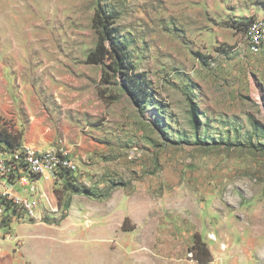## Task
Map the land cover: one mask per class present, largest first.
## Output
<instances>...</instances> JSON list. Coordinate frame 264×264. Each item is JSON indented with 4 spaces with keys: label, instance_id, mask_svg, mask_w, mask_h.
Returning <instances> with one entry per match:
<instances>
[{
    "label": "rangeland",
    "instance_id": "rangeland-1",
    "mask_svg": "<svg viewBox=\"0 0 264 264\" xmlns=\"http://www.w3.org/2000/svg\"><path fill=\"white\" fill-rule=\"evenodd\" d=\"M263 17L261 0H0V124L76 165L37 179L0 145V264H264ZM113 44L124 63L89 60ZM42 193L53 209L13 204Z\"/></svg>",
    "mask_w": 264,
    "mask_h": 264
},
{
    "label": "built area",
    "instance_id": "built-area-1",
    "mask_svg": "<svg viewBox=\"0 0 264 264\" xmlns=\"http://www.w3.org/2000/svg\"><path fill=\"white\" fill-rule=\"evenodd\" d=\"M248 38L250 39V49L253 52L258 51L259 44L264 42V17L256 20L248 29ZM11 163L17 164L28 172L30 176L43 178L49 182H54L57 175L62 172L73 173L76 171V165L64 154L55 152H43L34 146H22L11 155ZM9 171L11 167H9ZM33 191V190H32ZM42 201L48 207L52 208L53 199L51 195L42 193L35 200L15 197L14 206L18 207L21 213L33 217L37 202Z\"/></svg>",
    "mask_w": 264,
    "mask_h": 264
},
{
    "label": "trees",
    "instance_id": "trees-1",
    "mask_svg": "<svg viewBox=\"0 0 264 264\" xmlns=\"http://www.w3.org/2000/svg\"><path fill=\"white\" fill-rule=\"evenodd\" d=\"M261 4L264 7V0H261ZM122 52L123 49L122 47H120L119 44H115V45L113 44L111 51H108L105 47H103V45H99L98 50H96L92 55L89 56V60L91 59L92 62L97 63L99 61L102 62L103 59L110 58L113 61H116L117 63H121V62L124 63ZM124 68L126 69V73H130V74L132 73L133 68H131L130 66L125 65ZM135 77L136 78H134V80H130V82L133 83V90H137V91L143 90L144 92H146V89L148 88V84L146 83V81L140 79L141 75H136ZM144 97L145 96L142 94V98ZM21 139H22L21 133L17 134V133H13L12 131L9 132L8 129L4 128L0 124V145L4 144L8 151L14 153L16 150H18L21 147L20 145ZM22 168L24 169V167ZM4 204L6 208H9L7 202H4ZM17 212L19 211H17V209L14 208L12 214L16 215ZM198 252L201 253L203 257L202 258L198 257L197 253H195V259L197 261H200L202 263H206L209 261L208 251L205 249L204 245L199 244Z\"/></svg>",
    "mask_w": 264,
    "mask_h": 264
},
{
    "label": "crops",
    "instance_id": "crops-1",
    "mask_svg": "<svg viewBox=\"0 0 264 264\" xmlns=\"http://www.w3.org/2000/svg\"><path fill=\"white\" fill-rule=\"evenodd\" d=\"M16 47H18V46L15 43L13 48H16ZM0 49H1V47H0ZM6 58H7L6 54L0 55V66L3 67L4 69L7 67L5 65V61H7V60H5ZM6 77H7V74L5 72L4 73L2 72L0 74V80H2L3 83H5V86L3 87V89H0V116L1 117L6 116V114L8 113L7 109L9 108L8 105H10V102L8 101V99L9 98L11 99L12 96H14L13 94L15 93V91L13 90V85H12V88H11V86L10 87L8 86V79H6ZM9 88H11V89H9ZM19 88L22 91V86L21 85H20ZM11 105L13 107V112H14L17 109L18 104L11 101ZM14 114H17V113L14 112ZM22 144H23V146H28V145H31V146L34 145L35 146V144H36V145H38L37 147H41V148H45V146H46L45 143L41 142V139L38 138V140H36L35 136H34V138L30 137L29 133H25L22 136ZM83 146H87V145L83 144ZM70 147L72 148V146H70Z\"/></svg>",
    "mask_w": 264,
    "mask_h": 264
}]
</instances>
